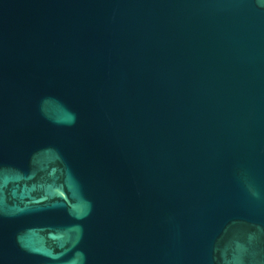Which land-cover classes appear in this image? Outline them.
Here are the masks:
<instances>
[{
	"label": "water",
	"instance_id": "obj_1",
	"mask_svg": "<svg viewBox=\"0 0 264 264\" xmlns=\"http://www.w3.org/2000/svg\"><path fill=\"white\" fill-rule=\"evenodd\" d=\"M0 264H264V0H0Z\"/></svg>",
	"mask_w": 264,
	"mask_h": 264
}]
</instances>
